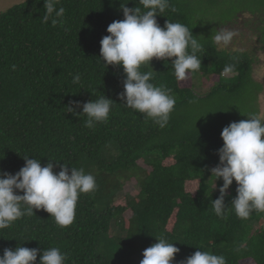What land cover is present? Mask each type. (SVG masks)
Instances as JSON below:
<instances>
[{
    "label": "trees",
    "instance_id": "16d2710c",
    "mask_svg": "<svg viewBox=\"0 0 264 264\" xmlns=\"http://www.w3.org/2000/svg\"><path fill=\"white\" fill-rule=\"evenodd\" d=\"M43 2L27 0L0 14V171L14 174L25 155L42 166L55 159L94 175L97 190L79 197L70 226L34 210L0 230V255L16 246L59 247L67 264H139L143 250L163 237L180 249L173 264L197 250L223 255L226 264H264V213L254 211L246 220L233 211L217 217L211 200L222 181L211 192L209 172L218 163L223 127L248 113L259 116L262 90L252 78L250 48L219 50L214 37L239 25L258 31L264 48V0H169L158 23L180 22L192 31L203 46L202 67L189 76L214 84L200 97L195 85L180 86L170 61L153 59L152 82L172 89L176 99L164 128L122 105V68L98 62L100 40L111 22L123 19L120 5L128 0H60L64 23L55 26L43 21ZM137 3L125 6L142 8ZM245 14L250 20L242 19ZM251 19L256 23L249 27ZM229 65L233 70L226 72ZM77 74L81 80L73 83ZM102 94L116 102L107 122L89 129L86 115L68 112L70 102ZM130 181L137 194L114 207ZM235 187L233 182L226 204Z\"/></svg>",
    "mask_w": 264,
    "mask_h": 264
},
{
    "label": "clouds",
    "instance_id": "9594fccd",
    "mask_svg": "<svg viewBox=\"0 0 264 264\" xmlns=\"http://www.w3.org/2000/svg\"><path fill=\"white\" fill-rule=\"evenodd\" d=\"M59 3L60 0H44V22L51 20L54 26L64 23L65 9L57 7ZM127 3L120 5L123 19L111 22L106 28L108 35L100 40L98 62L103 61L105 68L109 65L122 68L121 104L164 128L174 111L176 99L172 89L152 82L156 71L151 61H170L175 78L184 81L190 74L200 71L202 62L198 53L203 46L186 25L166 20L162 27L158 23L157 17L170 7L169 0H138L143 10L137 6L126 7ZM235 35L222 28L214 40L227 47ZM144 65L152 71L142 72ZM232 70V65L225 68L226 72ZM80 80L79 74L73 77V83ZM114 103L102 94L83 103L72 101L67 108L69 113L86 115L85 127L92 129L108 121ZM246 116V120L230 122L223 127L220 132L223 143L216 152L218 163L209 169L210 177L214 178L211 192L217 190L216 182L222 181L219 195L211 200L213 212L220 218L228 211L242 220L248 219L254 211L264 213V118L255 113ZM23 159V166L14 174L0 171V230L10 228L25 215H34V210L48 213L62 228L70 226L79 197L97 190L95 176L55 159H48L43 166L39 158L25 155ZM233 182L235 196L226 204ZM179 252L180 249L165 238H156V243L143 250L139 264H173ZM67 261V253L59 247L16 246L4 248L0 255V264H67ZM176 264H226V258L211 251L197 250Z\"/></svg>",
    "mask_w": 264,
    "mask_h": 264
},
{
    "label": "rangeland",
    "instance_id": "374dc122",
    "mask_svg": "<svg viewBox=\"0 0 264 264\" xmlns=\"http://www.w3.org/2000/svg\"><path fill=\"white\" fill-rule=\"evenodd\" d=\"M25 1L27 0H0V14ZM243 17L244 18L242 19L250 20V15L245 14L243 15ZM241 21H238L239 24H241ZM253 23L256 22H253V20L251 19L249 27H251ZM224 28L235 32L236 35L233 37V40L227 47H223L221 44H218L216 42L219 50L227 49L228 51H235L240 49L248 51V49L250 48V50L253 52L252 54L255 56V62L252 67V78L262 85V90L257 94L256 106L258 109L259 117L264 118V48L258 43L259 32L257 31L254 33V30H251L253 32L252 34L248 31V28H239V25L226 26ZM204 78L202 77L201 79L199 78V80H197L193 77L191 78L190 76H188L187 79H185L184 81H179V83L182 87L195 85L196 91L200 94H198V96L203 97L204 94H206L209 91L210 87H212V85L214 84L213 79ZM140 165L143 166L142 164ZM137 192L138 189L134 181L126 182L122 191L114 200L113 206H124L126 198L135 196ZM130 216V211H126L124 213V218L129 219Z\"/></svg>",
    "mask_w": 264,
    "mask_h": 264
}]
</instances>
